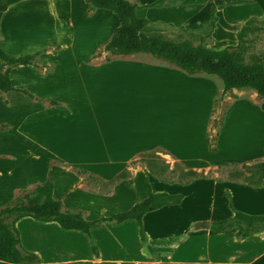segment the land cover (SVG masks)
Wrapping results in <instances>:
<instances>
[{"label": "rangeland", "instance_id": "374dc122", "mask_svg": "<svg viewBox=\"0 0 264 264\" xmlns=\"http://www.w3.org/2000/svg\"><path fill=\"white\" fill-rule=\"evenodd\" d=\"M47 1L27 0L22 2L23 5L19 6L18 9L16 8L17 13L10 14L7 19L3 20V23L1 20L0 27L2 24L8 42L13 48L10 56L32 54L36 49L44 46V51H51V53L40 55L45 64L53 65L44 82L50 88L53 84L52 94L64 99V102H59V106H45V112L42 109V113H45L43 115L45 120L42 119V122L38 124L29 118L33 115L37 117L38 111L35 112L31 108L32 103L28 100L14 97L9 103L0 98V124L10 122L14 125L28 122V126L40 125L42 133L39 138L53 150L57 149V152H62V147H82L87 142L98 147L102 143H123L127 139L118 137V140H110L102 135L104 102L88 100L84 90L83 78L85 77L77 66L78 62H84L90 67L97 68L96 72L101 76L102 67L107 62L104 58L105 54L102 52L103 42L101 39L98 42L95 41L94 52L87 56L86 51L81 49L62 51V46H69L72 43L71 39L78 41L80 45L82 44L81 34L83 35L84 29L82 28H85V24L78 18L82 14V8H78L77 4L72 5L69 2L71 0H56L57 2L52 6H49ZM50 7L52 12L49 11ZM56 11L58 15L61 12L70 13L67 16L62 15V18L65 17L67 20L65 31L67 33L62 41L56 39ZM90 13H84L82 18L89 17ZM110 13L117 20L116 15ZM16 20L17 22H15ZM18 22L22 23L23 27L14 32V25ZM70 22L74 24L72 27ZM100 25L105 26L103 22H100ZM87 26L89 29L90 24ZM150 27L154 33H160L171 40L193 39L197 45L200 42L198 39L200 33L197 31H179L174 27L162 24H151ZM245 42L247 57L257 55L264 58V23L257 24V29L246 35ZM202 44L206 47H212V38L202 40ZM133 59L117 57L112 58L111 61L133 62ZM149 62H153V60H149ZM164 65L162 64V66ZM18 71V69L15 70L17 72L15 77L26 79L24 81L32 80L33 75L31 73ZM207 79L208 83L199 78L193 80L195 82H191L189 85H191L190 87L199 86L205 89L207 87V92L213 91L215 96L207 100L209 111L213 110L217 120H220L225 114L215 139L216 150L212 152L208 150L207 130L205 132L201 126L176 128L165 133V135H161L163 144L169 147L171 152L161 147L146 150L154 152L155 157L163 162V168L166 170L175 169L177 171L174 176L175 179H178V174L183 172L184 167L201 173L202 178L193 180L186 185L173 184L171 187L154 184L152 176L144 171L141 163H137L130 169L125 181L116 186H110L97 180V178H89L87 175L77 176L72 169H69L71 168L70 165L62 162L49 149L30 148L23 153L18 149L11 150L10 153L13 155H3L2 158L13 159L16 164L15 168H19V159L30 157V165L28 166L30 170L22 177L16 175L14 179L9 178L2 183L7 186V190L2 189L0 191V194H4V196H0V215L3 220L7 221V216L2 214L5 208L12 207L16 198L22 197L48 177L56 181V200H59L62 190L69 183H72L75 177L77 178L75 187L80 188L84 198L72 199L71 203L68 202V206L80 207L87 220L121 212V210L145 198L149 192L182 194L184 199L179 206L161 209L145 218L143 229L146 233V244L156 254L165 251L167 241L178 240L182 232L190 229L194 233L192 240H194L195 234L201 235L204 240L203 242L201 240L196 241L194 243L196 248H191L189 243H180L179 255L182 256L183 254L184 259L194 261L201 252L203 260L209 259L207 264H264V232L244 240H237L235 228L226 231L223 236H217L219 238H216L209 229L213 222L230 219L234 211L250 215L264 214V185L253 188L239 178L232 176L234 172L241 170V164L254 160H264V111L260 109V106L264 104V98L258 97L249 89L233 90L221 95V82L215 80L217 78L213 76ZM101 84L100 82V88ZM215 99H217V103L214 105ZM3 102L7 107L10 106V110L4 107ZM202 103L206 104V101ZM181 122L184 123V121ZM42 129H46V135ZM82 129H89V131L94 129L95 133L85 135L72 134L71 132V130L81 131ZM54 142L60 143L56 149ZM9 146V143L0 141V148H8ZM104 152V150L95 149L89 151L88 154L89 156L93 155L95 162L98 163L104 160L103 157L99 156ZM81 153L74 155V157L70 155L69 159L72 162L80 161ZM174 154L185 159L187 163L181 162ZM66 194L67 192L63 198ZM68 206L66 205L67 208H69ZM124 246L130 254H139L134 243L129 240V236L124 237ZM114 249L118 252L121 251L115 247Z\"/></svg>", "mask_w": 264, "mask_h": 264}, {"label": "crops", "instance_id": "0c3cea01", "mask_svg": "<svg viewBox=\"0 0 264 264\" xmlns=\"http://www.w3.org/2000/svg\"><path fill=\"white\" fill-rule=\"evenodd\" d=\"M127 1L147 5L156 0ZM238 1L246 2L237 3ZM22 2L8 8L2 16L3 19L1 18L2 23L10 14L17 13L18 7L23 5ZM47 2L49 6H52L57 1L48 0ZM69 2L72 5L77 4L78 8H82V14L78 18L84 22L85 28H82L84 30L83 35L81 34V45L78 44V41L71 39L72 43L69 46H62L61 50L73 51L81 49L86 51V56L90 55L94 52L95 41L98 42L101 39L104 45L110 38L113 29L118 26V19L116 20L110 11L107 10H95L90 13V6L83 0H71ZM49 11H53L51 7ZM213 11H215L217 22L211 34L212 47L223 48L236 43V33L247 20L252 17L261 18L263 16L264 0H203L201 4L195 5L168 4L160 8H149L146 11V18L151 24L167 25L179 31L198 32L206 27ZM61 13L58 15L57 11L55 12L56 39L60 41L64 39V35L67 33L65 32L67 20L65 17L62 18V15H70V13ZM84 13H90V16L82 18ZM100 22H103L105 26L100 25ZM89 24L90 28L88 29L87 25ZM70 25L72 27L74 24L70 22ZM21 27H23V24L18 22L14 25V32ZM205 39L207 38L203 36V40ZM0 48L8 56L12 55L13 48H11L8 42V37L6 31L2 28V24L0 27ZM44 49L45 46L40 47L32 54L40 53L42 55L43 53H51V51H44ZM103 54H105L104 58L106 60L107 54L104 52ZM22 56L25 55L14 54L10 57L17 58ZM40 57L42 68L19 66L11 70L10 79L13 87L18 90H26L40 99L64 102V99L52 94L51 88H53V84L51 88L45 84L44 80L48 77V73L53 68V65L45 64ZM117 57H111L103 65L101 76L96 72L97 68L90 67L84 62H78L77 66L85 77L83 78V82L85 83L84 90L88 100H101L104 102L102 135L110 140L117 139L118 137L127 140L123 141V143H102L100 147L88 142L84 143L82 147L69 148H61V144L62 153L57 152L56 149L60 143L54 142L56 150H53L46 142L41 141V138H39L42 133L40 125L33 127L28 126V122L14 125L10 122L2 123L0 126L4 125L5 128L0 130V141L7 142L10 146L8 148H0V191L2 189L7 190V186H4L2 183L6 182L9 178L14 179L16 175L22 177L29 173L30 170L28 167L30 165V157H22L24 158L22 160L19 159V168H15L16 164L13 159L2 158L3 155L11 154V150L18 149L23 153V151L30 148L49 149L62 162L70 165L71 168L69 169H82L108 181L122 171L128 165L127 163L130 162V159L138 152L155 147H161L171 152L170 148L163 144L164 141L162 142L163 138H161V135H165V133L181 127L194 128L201 126L206 132L211 112L209 111L207 100L212 99L215 94L213 91L207 92V87L206 89L199 86L190 87L189 83L195 82L193 80L199 78L208 83L207 78H211L212 76H187L172 65H168L146 54H135L124 57L134 58L133 62L111 61L112 58ZM149 60H153V62H149ZM162 64L166 66L164 65V67ZM17 69L19 70L18 72L27 71L31 73L33 75L32 80L24 81L26 79L15 77L17 73L15 70ZM215 80L218 81V79ZM100 82L102 83L101 88ZM14 97H20L32 103L31 108L35 112L38 111V115L37 117L33 115V117L30 116L29 118H32L38 124L42 122L45 108L49 106L33 101L21 93H0V98L9 103H11V98ZM205 101L206 104L202 103ZM191 102L194 103L190 104ZM3 104L6 109L10 110V106L7 107L4 102ZM42 109H44L43 113ZM181 121H184V123ZM93 130L82 129L81 131L71 130V132L72 134L86 135L95 133ZM43 131H45L44 134L46 135V129ZM95 149L105 151L99 155L105 161L96 163L93 155L89 156L88 152ZM80 153L82 157L80 161L72 162L69 159L70 155L74 157V155H79ZM24 155H26V152H24ZM174 156L181 162L187 163L185 159L178 157L176 154ZM152 178L154 184L172 186L161 183L154 177ZM74 179L76 180L77 178L75 177ZM75 180L69 183L59 196V200L63 202L65 208L68 210H81L80 207L72 208L70 205L68 206V202L71 203L72 199L84 198L81 195L80 188L75 187ZM53 183V197L56 198L57 184L54 179ZM66 192L67 194L63 198ZM1 195L4 196V194ZM134 204L121 210V212L130 209ZM170 207L174 208L177 206ZM155 212L146 214L143 217L144 225L145 218ZM16 227L23 248L28 252L36 254L39 258V264H207V260L209 261V259L203 260L201 252L194 261L184 259L183 254L182 256L179 255L180 243H189L191 248H196L194 243L199 240L203 242L204 240L201 235L196 234L194 240H192V234L194 233L190 229L182 232L178 240L167 241L165 253L156 254L150 246L140 242L138 225L136 222L130 220L117 225L104 223L100 227L92 229L89 236L79 231L63 230L53 222L43 223L31 218L20 219L16 223ZM213 234L216 238H219L217 236H223L225 232ZM128 236L129 240L136 246L139 254H130L125 249L124 237ZM91 243L97 248V255L92 253ZM114 247L118 250L121 249V251L118 252Z\"/></svg>", "mask_w": 264, "mask_h": 264}, {"label": "trees", "instance_id": "16d2710c", "mask_svg": "<svg viewBox=\"0 0 264 264\" xmlns=\"http://www.w3.org/2000/svg\"><path fill=\"white\" fill-rule=\"evenodd\" d=\"M26 0H0V22L4 13L12 5ZM90 6L89 11L107 10L114 13L118 19V26L113 29L110 38L104 43L102 52L106 53V61L111 57H125L135 54H146L155 59L172 65L187 76L207 75L216 77L222 84L221 95L233 90H252L258 97L264 98V58L257 55H247L245 37L257 29V24L264 23V14L261 18L252 17L247 20L236 33V44L223 48L206 47L202 44L203 36L211 37L215 28L217 17L212 12L210 21L205 28L198 31L199 44L193 39L179 41L166 38L160 33L151 30V23L146 18L149 8H160L168 4L180 3L182 5L201 4L203 0H156L147 5L130 3L127 0H83ZM246 1H238L244 3ZM262 19V20H260ZM40 53L22 57H10L0 48V93L17 92L26 95L31 100L41 102L47 106H59L60 103L50 99H40L26 90L15 89L10 79V72L19 66H34L42 68L39 59ZM217 99L213 101L215 105ZM264 111V104L260 106ZM211 110L207 128V146L209 151H215V139L221 128L225 114L220 120L215 119ZM5 128L0 126V130ZM164 152V151H163ZM141 163L144 171L156 178L159 182L173 185H186L193 180L202 178L201 173L184 167L183 172L177 174L175 169L168 171L163 168V162L155 157L152 151L138 153L128 165L112 179L105 181L92 173L82 169H72L77 176L87 175L97 178L104 184L116 186L125 181L130 169ZM240 169L233 173V178L253 188L264 185V160H254L240 165ZM54 183L51 177L37 184L31 191L22 197L16 198L13 206L5 208L0 215V264H39L36 254L25 250L21 244L16 223L22 218H31L43 223H56L63 230L79 231L89 236L92 229L104 223L121 224L134 221L138 225L140 242L147 243L146 233L143 229V217L146 214L158 211L165 207L178 206L184 197L182 194H169L166 192H149L141 201L135 203L130 209L109 216H101L94 220H87L81 210H68L60 200L53 197ZM232 228L236 229L237 240L247 239L255 234L264 232V214L250 215L234 211L228 220H221L210 224V231L219 234ZM91 251L97 255V248L91 243Z\"/></svg>", "mask_w": 264, "mask_h": 264}]
</instances>
